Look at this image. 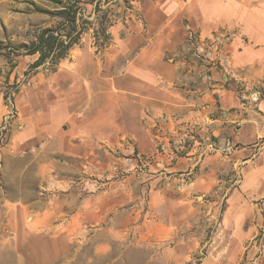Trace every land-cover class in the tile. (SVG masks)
<instances>
[{
  "label": "rangeland",
  "instance_id": "374dc122",
  "mask_svg": "<svg viewBox=\"0 0 264 264\" xmlns=\"http://www.w3.org/2000/svg\"><path fill=\"white\" fill-rule=\"evenodd\" d=\"M145 1L0 0V264H264L263 247L248 259L245 251L243 257H236L222 238L210 245L239 171L225 165L229 170L224 169L216 186L191 190L187 188L191 175L163 169L176 154L193 150L201 159L213 152L217 140L207 130L184 125L160 131L158 142L168 144L167 151L162 150L164 157L137 153L125 138L118 143L104 138L88 147L91 151L86 155H74L67 153L63 138L48 135L38 147L18 151L16 161L4 158L13 176L8 186L3 185L2 155L14 151L6 144L22 130V109H29L32 88L84 51L99 66L111 65L113 59L116 66L125 65L150 42L141 8ZM69 6L77 11L78 43L62 62H46L34 69L31 65L38 54H25L23 46L36 41L44 29L62 27L61 11ZM136 23L142 26L138 32L131 28ZM236 36L244 40L238 29L220 28L205 40L197 31L188 30L195 47L203 43L211 48L225 76L239 81L235 87L242 89L231 62L219 57ZM191 51L190 58L201 62L202 56ZM253 90L256 96H264L263 85L255 83ZM47 139L52 140L50 147ZM21 189L33 209L25 227L9 219L3 205L4 190L17 198ZM186 192L191 196L187 204L180 199ZM79 207L87 218L84 225L73 218ZM44 208L53 210L48 226L39 220ZM145 216L151 221L148 225L142 224ZM11 220L14 229L8 233ZM35 222L37 227H33ZM260 237L259 233L256 238Z\"/></svg>",
  "mask_w": 264,
  "mask_h": 264
},
{
  "label": "crops",
  "instance_id": "0c3cea01",
  "mask_svg": "<svg viewBox=\"0 0 264 264\" xmlns=\"http://www.w3.org/2000/svg\"><path fill=\"white\" fill-rule=\"evenodd\" d=\"M141 8L150 42L125 65L116 66L113 59L111 65L99 66L84 51L32 88L29 109H22V130L6 144L14 151L2 155L3 185L8 186L13 176L4 158L16 161L18 151L38 147L48 135L63 138L67 153L74 155H86L88 147L104 138L111 143L125 138L137 153L164 157L162 150L167 151L168 144L158 142L160 131L184 125L207 130L217 140L213 152L201 159L193 150L176 154L163 169L191 175L187 184L191 190L216 186L224 169L229 170L225 165L239 171L210 245L222 238L236 257L245 251L253 259L264 248V96L253 90L255 83L264 86V0H148ZM131 28L138 32L142 26L136 23ZM220 28L238 29L244 35V40L236 36L219 52L222 60L231 62L242 89L235 87L239 81L225 76L211 48L203 43L195 47L188 37L190 29L205 40ZM190 49L202 56L201 62L190 58ZM50 142L47 139L46 146ZM18 195L12 198L4 190L3 205L7 217L25 227L33 209L26 203L27 193L21 189ZM190 197L186 192L180 199L187 204ZM82 211L79 207L73 218L84 225L87 218ZM40 214L39 220L48 226L53 210L44 208ZM12 222L8 233L13 232ZM150 222L145 216L142 224Z\"/></svg>",
  "mask_w": 264,
  "mask_h": 264
},
{
  "label": "trees",
  "instance_id": "16d2710c",
  "mask_svg": "<svg viewBox=\"0 0 264 264\" xmlns=\"http://www.w3.org/2000/svg\"><path fill=\"white\" fill-rule=\"evenodd\" d=\"M61 12L64 14L65 20L62 27L44 29L36 41L23 46L25 54H38V58L31 65L34 69L46 62L58 64L66 58L71 48L79 41L80 31H76L77 11L69 6L62 9ZM74 32L77 33L74 35Z\"/></svg>",
  "mask_w": 264,
  "mask_h": 264
}]
</instances>
